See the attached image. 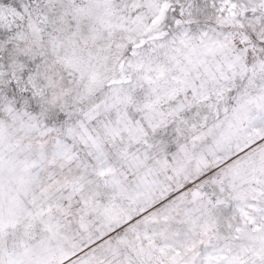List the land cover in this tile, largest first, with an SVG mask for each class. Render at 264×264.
Instances as JSON below:
<instances>
[{"label":"snow or ice","instance_id":"6c2138e0","mask_svg":"<svg viewBox=\"0 0 264 264\" xmlns=\"http://www.w3.org/2000/svg\"><path fill=\"white\" fill-rule=\"evenodd\" d=\"M0 264H264V0H0Z\"/></svg>","mask_w":264,"mask_h":264}]
</instances>
